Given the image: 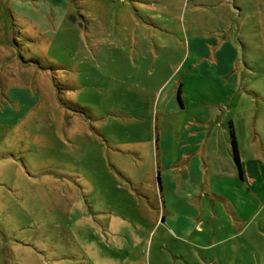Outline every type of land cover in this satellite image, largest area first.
Returning a JSON list of instances; mask_svg holds the SVG:
<instances>
[{
	"label": "rangeland",
	"instance_id": "1",
	"mask_svg": "<svg viewBox=\"0 0 264 264\" xmlns=\"http://www.w3.org/2000/svg\"><path fill=\"white\" fill-rule=\"evenodd\" d=\"M204 35L234 44L236 91L188 55ZM181 88L218 142L226 105L264 123V0H0V264H264L263 150L241 225L206 201L189 234L162 223L156 132Z\"/></svg>",
	"mask_w": 264,
	"mask_h": 264
},
{
	"label": "crops",
	"instance_id": "2",
	"mask_svg": "<svg viewBox=\"0 0 264 264\" xmlns=\"http://www.w3.org/2000/svg\"><path fill=\"white\" fill-rule=\"evenodd\" d=\"M193 40H188L187 53L201 66L207 78L216 81L219 88L236 91L239 80L237 61L233 56L234 44L228 39L215 41L211 35L197 36ZM181 91L182 88L177 96L179 102L174 105L176 108L167 109L160 116V128L156 132L157 175L163 203L162 223L171 225L180 235H187L190 233L187 223L191 216L185 215L183 207L194 208L197 212L199 202L206 201L210 207V224L214 223L216 217H227L231 221V227L241 225L243 221L240 219L239 194L244 185L252 196L258 191V187L253 185L250 166L246 171L243 159L248 157V163L253 162V167L257 163L263 164L260 150L264 151V140L262 138V143L256 134V128L259 127L258 124L264 127V123L260 124L255 120L253 108L226 105L227 110L235 112L238 119L230 116L232 119L229 122L223 121L225 127L221 125L219 133L223 134L224 131V134L218 142L215 127L220 120L218 117L214 119L212 106L205 103L187 106ZM213 124L215 125L212 126ZM232 128L240 151V175L230 156L232 145L229 133ZM244 138L245 148L240 142ZM219 225L217 234L225 224L221 225L220 221ZM213 233L209 235L212 236Z\"/></svg>",
	"mask_w": 264,
	"mask_h": 264
},
{
	"label": "trees",
	"instance_id": "3",
	"mask_svg": "<svg viewBox=\"0 0 264 264\" xmlns=\"http://www.w3.org/2000/svg\"><path fill=\"white\" fill-rule=\"evenodd\" d=\"M230 136H231L230 141H231V145H232L233 157H234V160H235L237 166L241 170L242 165H241L240 151H239L237 137H236V134H235V131L233 128L230 131Z\"/></svg>",
	"mask_w": 264,
	"mask_h": 264
}]
</instances>
